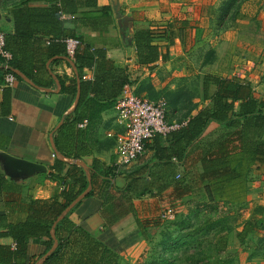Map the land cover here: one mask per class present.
Masks as SVG:
<instances>
[{
  "label": "trees",
  "instance_id": "obj_1",
  "mask_svg": "<svg viewBox=\"0 0 264 264\" xmlns=\"http://www.w3.org/2000/svg\"><path fill=\"white\" fill-rule=\"evenodd\" d=\"M242 1L220 0L215 5L210 17L214 36L233 26L240 16ZM258 1L261 4L264 0ZM32 2H43L46 6L29 5ZM80 2L93 8L80 10ZM95 7L96 0H23L10 9L13 30L3 33L5 48L11 53L8 66L19 70L39 86L51 83L49 76L47 82L41 81V75L47 74V60L66 56L62 40L75 37L82 43L72 58L80 78L79 99L73 117L65 118L54 137L58 151L67 158L83 157V137L87 142V135L100 121L101 112L114 108L126 84L133 85L134 93L142 98H165L166 119L181 126L147 142L145 151L148 153H143L127 171H119L117 166L93 159L90 181L81 167L69 164L65 169V163L55 158L50 176L58 184H63V188L46 199L29 194L18 182L6 177L0 166V206L3 208L0 210V238L9 237L12 241L0 244V264H35L51 249L54 238L56 247L40 264H118L122 251L140 239L149 241L158 226L149 227L148 216L154 212L152 206L155 203L144 201V197L152 198L168 189L176 199L195 189L200 203L195 202L187 216L173 222V229L163 230L158 258L138 264H174L179 249L200 248L203 240L209 244L210 234L211 244L218 251L220 246L227 244L230 233H234L240 245L258 236L256 243L253 241L248 260L257 255L264 259V205L255 206L249 217L239 222L236 228L227 225L231 217L228 209L243 207L249 202L246 196L250 183L258 178L253 170L264 163V100L258 98L252 85L240 77L199 72L191 81L188 75L179 76L180 81L174 83L173 88L170 87L171 80L159 89L150 75L130 80L124 69L114 66L105 49L92 47L80 34L81 26L96 30L111 23L107 13L111 8ZM61 13L70 18H61ZM67 21L73 24L72 28L64 26ZM156 37L151 28L134 30L133 41L139 64L150 66L158 60ZM214 52L212 48L205 53L209 57L205 55L201 66L215 61ZM84 68L93 70L92 79L81 78ZM6 71L0 58V84H3ZM192 84L194 88H191ZM66 90L72 94L77 91L73 73ZM11 100V87H2L1 115L9 114ZM205 101L207 103L193 113ZM83 120L87 123L84 128H79L78 123ZM211 122L219 125L218 131L213 137L205 138L204 132ZM115 142L114 137L110 145ZM178 167L181 170L177 171ZM122 173L123 183L118 185L116 177ZM177 174L180 177L176 178ZM89 182L91 189L85 198L58 218ZM21 192L24 195L16 203L5 199V195ZM92 198L98 200L97 209L103 220L101 229L95 231L86 225L84 218L80 223L70 219V214L77 211L84 200ZM15 210L23 213V218L11 216ZM199 216L203 217L201 221ZM258 228H261V235L257 234ZM207 259L201 258L197 264H231L232 261L227 257H215L213 261Z\"/></svg>",
  "mask_w": 264,
  "mask_h": 264
},
{
  "label": "crops",
  "instance_id": "obj_2",
  "mask_svg": "<svg viewBox=\"0 0 264 264\" xmlns=\"http://www.w3.org/2000/svg\"><path fill=\"white\" fill-rule=\"evenodd\" d=\"M21 1L23 0H0V32L6 33L13 30L10 9ZM216 2L217 0H96V9L103 6L111 8L107 12L111 17V23L106 25L105 28H97L96 30L84 25L81 26L79 31L84 40L92 47L105 49L108 57L114 62V66L124 69L130 80L134 81L150 75L155 86L161 88L169 83L170 74L173 76H186L200 72L199 70H193L189 56L191 51L201 45L200 42L209 36L206 29L207 24L205 23L209 16L208 9L210 10V6H213ZM80 3V10L84 9L86 11L93 8L87 6L84 2ZM29 5L35 7L46 6L43 2H32ZM66 18L69 19L70 16L68 15ZM64 26L72 28L73 24L67 21ZM139 28H151L157 35L159 58L150 66L137 62L133 33L134 30ZM237 34H235L236 37L228 41L222 36V42L228 43V46L234 49L238 45ZM221 39H217L215 45ZM232 54L227 55L232 56ZM233 57L235 59L231 62L234 67L232 75L225 74L223 76L246 79L252 85L254 94L258 98L264 95V82L257 80L258 74L254 69V62L251 58ZM45 68L47 74L41 75V81L47 82V76H49L51 83L46 86H39L26 75L25 77L29 81L18 77L19 79L11 86L10 112L8 115L0 114L1 169L6 177L18 182L35 198L41 199L49 198L54 192L63 188V184H58L50 176L53 171L51 164L55 158L65 163V169L68 168L69 164L81 167L88 181H90V165L93 159H97L105 165L112 164L116 166L117 144L115 142L111 146L110 143L112 140L114 141L117 132L121 133L123 131V127L116 117L115 109L104 110L101 112L100 121L96 124L94 130L87 135L88 143L86 137H83L82 143L84 144L85 155L81 158L64 157L58 151L54 137L58 134L65 118L73 117V110L79 99L80 78L73 59L68 56H54L48 59ZM72 73L76 76L77 82L75 94L66 90L70 86ZM82 74H87L88 79H92L93 70L84 68ZM170 87L173 88L174 84H171ZM206 103V101L200 103L193 113H196ZM80 123H78V127L84 128L86 124L79 126ZM218 128L219 125L216 123H209L204 132L205 138L213 137ZM7 157L24 158L42 165L44 170L39 169L29 174L10 173L4 165ZM117 170L120 169L117 167ZM179 170H181L180 167L177 168V171ZM253 173L258 178L250 183L249 192L246 196L248 201L253 198L254 187L264 184V163L254 168ZM123 177V173L117 175L116 183L118 185L123 183ZM90 189L91 182L88 183L82 193L86 195ZM258 191H264V187ZM23 195L22 192L8 194L5 195V199L16 203ZM147 197L149 198L148 195L144 198ZM84 198L85 196L82 195L80 200ZM143 200L148 201L149 199ZM136 202L139 203L140 200ZM97 204L98 200L95 198L84 200L77 211L70 214V219L75 223H80L84 218L86 225L91 230L101 229L103 220L97 209ZM1 209L3 208L0 206ZM14 212L11 213V216L23 218V213L17 210ZM261 233L262 231L257 234L261 235ZM10 243L12 241L9 237L0 238V244ZM250 243L254 244L253 241H250ZM248 263L264 264V259L253 257L248 260Z\"/></svg>",
  "mask_w": 264,
  "mask_h": 264
},
{
  "label": "rangeland",
  "instance_id": "obj_3",
  "mask_svg": "<svg viewBox=\"0 0 264 264\" xmlns=\"http://www.w3.org/2000/svg\"><path fill=\"white\" fill-rule=\"evenodd\" d=\"M220 0H217V2L212 6H210L209 16L206 19L207 22V31L209 32V36L206 37V39L202 40L201 45L193 49L190 53V61L192 62L193 70H199L203 73H211L216 75H232V71H234L233 64L231 63L235 58L233 56L238 57H249L254 62L253 66L256 69V73L258 74L257 80L260 82H264V1L259 4L258 0H244L242 1L240 5V16L237 18L231 26L227 29L222 30L219 35H216V37L213 34V27L210 22V17L213 16L215 5L218 4ZM238 31V32H237ZM236 33H238V45L235 46L233 49L232 47H229L228 43L222 42L221 37L225 38L226 41L229 39H232L233 37H236ZM207 34V35H208ZM217 39H221L220 42L215 41ZM199 43V44H200ZM214 48L215 50V61L212 63H208L205 66H201L202 61L205 58L206 52ZM206 53V54H205ZM233 53L232 56H228L227 54ZM206 57H209L206 55ZM246 64V63H245ZM242 65V64H241ZM196 73L188 75L189 81L194 79ZM234 77V76H233ZM179 76H173L169 75V81L172 80L173 83L176 84ZM157 89L158 86H155ZM195 85L192 84L191 88H194ZM163 98V97H160ZM264 100V95L260 97ZM165 101L166 99L163 98ZM146 155L148 151L144 152ZM137 163V161H134L130 165L119 168V171L128 170L133 167V165ZM261 187V188H260ZM264 187V184L262 186L254 187V195L253 198L245 204L243 207L233 206L229 210V213L231 215L230 218H228V224L232 227L237 226L239 222H241L243 219L249 217V215L252 212V209L257 205H264V191H258ZM258 188V190H257ZM257 190V191H256ZM193 193V194H191ZM190 194L185 195L181 199H176V195H171L170 190L168 189L166 192H163L161 194H158L155 197L152 198H145L149 199L152 204L155 203L152 208H154V212L151 213L148 218L150 219L149 222H151V227L153 224H157V228L155 229V234L149 238L150 240L146 239H140L138 242L133 244L132 246L125 249V251H122L119 254V263L118 264H138L140 262H146L151 260L153 257H157L159 255V251L161 249V240H162V232L163 230L168 231V229H173L175 227L176 220H179L181 218H184L187 216V214L190 213L191 207L195 202H199L198 193L197 190H193ZM200 203V202H199ZM168 207H171L174 210V218L173 219H164L161 217V213L163 209H166ZM221 208V207H219ZM222 211H226L227 208H221ZM227 210V211H228ZM220 209H218V212H222ZM211 215H215L213 213H210ZM237 216V217H235ZM258 216V215H257ZM203 217L199 216V221L202 220ZM260 232L261 228H258ZM154 231V230H153ZM211 235L210 234V243L203 242L200 244V248H192L191 247H182L177 252V258H174V264H197L198 261L202 258L203 260H206L209 258V261H213L215 257H219V259H223L224 257L232 259L231 264H249L248 263V256L253 251V246L250 243V241H256L258 236H255L254 238L248 240L245 244L240 245L235 237L234 233L228 234V242L224 247L220 246L218 251L214 249V247L211 244ZM257 235V234H256ZM206 243V244H205ZM213 243V241H212ZM256 243V242H255ZM214 244V243H213ZM205 245V246H202ZM207 246V247H206ZM204 248V249H203ZM197 251V252H196ZM217 251V252H216ZM220 251V252H219ZM219 252V253H218ZM261 255H257L254 258L260 259ZM208 260V259H207Z\"/></svg>",
  "mask_w": 264,
  "mask_h": 264
},
{
  "label": "built area",
  "instance_id": "obj_4",
  "mask_svg": "<svg viewBox=\"0 0 264 264\" xmlns=\"http://www.w3.org/2000/svg\"><path fill=\"white\" fill-rule=\"evenodd\" d=\"M68 15L61 13L62 18ZM65 43L66 56L73 58L75 51L82 45L81 41L75 37H67L62 40ZM49 42L48 40L46 41ZM0 58L2 59L7 71L4 74V86L11 87L18 76L8 66L11 53L5 48L3 32H0ZM87 74L82 75V79H88ZM166 101L163 98L148 100L137 96L134 93V86L126 84L123 86L120 95L116 99L114 109L118 122L122 125L123 131L115 135L117 144L116 166L123 168L136 161L144 152L146 143L156 135L165 136L171 131L178 129L181 124L166 119ZM86 120L79 124L84 126ZM180 174L176 175V178ZM161 217L173 219L174 210L171 207L162 210Z\"/></svg>",
  "mask_w": 264,
  "mask_h": 264
},
{
  "label": "water",
  "instance_id": "obj_5",
  "mask_svg": "<svg viewBox=\"0 0 264 264\" xmlns=\"http://www.w3.org/2000/svg\"><path fill=\"white\" fill-rule=\"evenodd\" d=\"M12 71L18 76L21 77L22 79L29 81L25 75L23 73H21L19 70L16 69H12ZM78 99V97H77ZM6 162V163H5ZM4 162V165L6 167V169H8L10 171V173H14V172H18L21 174H29V173H33L35 171H38L39 169L44 170V167L40 164L28 161L24 158H20V157H7L6 160ZM82 195L85 196V193H81L68 207H66V209L61 213V215L58 218H61L64 214H66L81 198ZM52 235L54 237V232L52 230ZM57 245V241L54 238V243L53 246L51 247V249L48 251V253L46 255H44L42 258H40L39 262L37 264L42 263L46 256L52 252V250L56 247Z\"/></svg>",
  "mask_w": 264,
  "mask_h": 264
}]
</instances>
